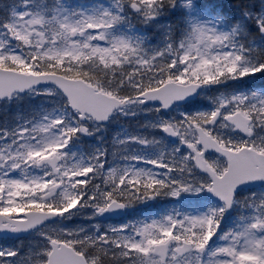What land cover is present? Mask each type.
Returning <instances> with one entry per match:
<instances>
[{"label":"snow or ice","instance_id":"obj_1","mask_svg":"<svg viewBox=\"0 0 264 264\" xmlns=\"http://www.w3.org/2000/svg\"><path fill=\"white\" fill-rule=\"evenodd\" d=\"M0 264H264V0H0Z\"/></svg>","mask_w":264,"mask_h":264}]
</instances>
